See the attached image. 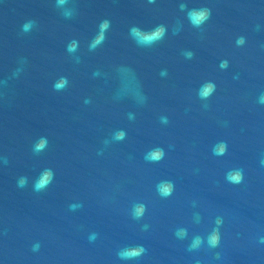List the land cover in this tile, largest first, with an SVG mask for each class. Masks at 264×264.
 I'll list each match as a JSON object with an SVG mask.
<instances>
[{"label":"water","instance_id":"95a60500","mask_svg":"<svg viewBox=\"0 0 264 264\" xmlns=\"http://www.w3.org/2000/svg\"><path fill=\"white\" fill-rule=\"evenodd\" d=\"M0 264H264V0H0Z\"/></svg>","mask_w":264,"mask_h":264},{"label":"clouds","instance_id":"9594fccd","mask_svg":"<svg viewBox=\"0 0 264 264\" xmlns=\"http://www.w3.org/2000/svg\"><path fill=\"white\" fill-rule=\"evenodd\" d=\"M237 179H238V177H237Z\"/></svg>","mask_w":264,"mask_h":264}]
</instances>
